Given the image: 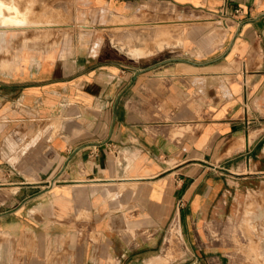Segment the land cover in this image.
<instances>
[{"label": "crops", "instance_id": "crops-1", "mask_svg": "<svg viewBox=\"0 0 264 264\" xmlns=\"http://www.w3.org/2000/svg\"><path fill=\"white\" fill-rule=\"evenodd\" d=\"M77 1L100 28L7 57L0 24V264H230L264 201V0Z\"/></svg>", "mask_w": 264, "mask_h": 264}, {"label": "rangeland", "instance_id": "rangeland-1", "mask_svg": "<svg viewBox=\"0 0 264 264\" xmlns=\"http://www.w3.org/2000/svg\"><path fill=\"white\" fill-rule=\"evenodd\" d=\"M0 3L3 5L2 7H4V13L0 14V22L9 14L12 15L8 17L16 15L12 13L15 11L11 8L13 6L25 13L28 19L30 18V23L26 25L17 27L11 26L12 28L5 27L7 33V57L10 56L9 54H11L10 52L15 45V39L12 37L15 29L18 33L19 31L22 32V46H29L35 44L33 40H36V37L32 36H36V32H72L85 28L101 27V25H99L100 23L86 20L87 11L78 5L77 0H0ZM102 26L109 30L111 26H113V23L109 20L103 23ZM44 40H51V44H54L60 39L56 37L50 39L49 36L47 39L43 38V41ZM133 54L139 55L140 52L134 51ZM256 205L263 206L264 201H259L251 197L245 203L247 211L245 214L241 216H236L234 214L230 215L231 244L228 245L230 247L229 254L231 255L230 264H264V214L248 212ZM175 231L176 228L172 231L171 242L177 239ZM217 232L215 231L214 237L221 238V229L218 233ZM171 251H173V246L169 247L166 252L168 254ZM183 253L184 247H182L180 257L179 254L176 253V255H172V258L177 257L182 259Z\"/></svg>", "mask_w": 264, "mask_h": 264}, {"label": "bare ground", "instance_id": "bare-ground-1", "mask_svg": "<svg viewBox=\"0 0 264 264\" xmlns=\"http://www.w3.org/2000/svg\"><path fill=\"white\" fill-rule=\"evenodd\" d=\"M3 5L0 3V14L4 13L3 9L4 7H2ZM13 10H15L14 12H12L13 14H16L14 16H10L12 14H9L7 16H5L2 20V22H0V24H4L5 27H11V26H22V25H26L28 23H30L29 19L27 18V16L25 15V13L21 12L19 8L16 7H11ZM12 28V27H11ZM5 29V28H4ZM38 39V38H37ZM39 41V40H38ZM31 42V41H30ZM139 52V51H138ZM6 59V58H5ZM4 59V60H5ZM7 60V59H6ZM10 61V60H9ZM13 61V60H11ZM7 62V61H6ZM13 67V66H12ZM15 68V67H14Z\"/></svg>", "mask_w": 264, "mask_h": 264}]
</instances>
